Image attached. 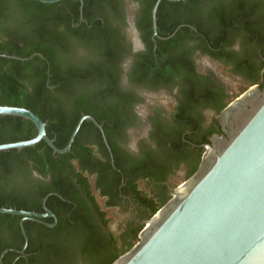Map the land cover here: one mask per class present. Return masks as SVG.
<instances>
[{
    "label": "flooded vegetation",
    "instance_id": "obj_1",
    "mask_svg": "<svg viewBox=\"0 0 264 264\" xmlns=\"http://www.w3.org/2000/svg\"><path fill=\"white\" fill-rule=\"evenodd\" d=\"M227 1L201 0L195 3L193 19L205 21L203 9L209 8V11L214 12L219 10L222 4L226 5ZM245 1L246 4L257 3L256 17H264V0ZM116 4L115 18L107 21L96 18L100 27L111 33L110 55H104L102 44L94 42L88 47L83 44L84 40L78 33L82 34L83 23L87 28L90 25L82 19L81 9L78 7L77 22L70 23L71 29L77 34L65 37L64 43L68 52L65 61L58 64L61 71L73 70L78 74V81L69 84L79 88L83 102L94 104L99 119L79 112L74 127L83 116L92 118L96 125L90 120H83L79 128L83 123L85 126L79 133L78 128L68 151L61 154L51 151L52 160L45 159L44 165L38 162L45 174L28 163L24 171L15 166L12 173L0 178V186L7 190L14 188L16 191H25L34 201L30 210L18 211L37 215L22 220L26 242L19 226L22 217L18 216V229L22 237L19 249L7 247L15 242L11 233L0 232V264L2 261L4 264H26L27 255L24 251L27 237L23 224L28 225L29 237L33 241L32 256L37 255L41 244L53 242L52 230L58 223L60 231L56 233L61 234L57 238L59 244L74 255V262L68 264H88L80 252V243L91 226L99 236L108 238L110 235L115 239L117 248L125 249L132 242L134 232L137 231L138 234L149 217V208L137 201L133 188L150 197L154 203L167 201L176 188L171 190V186L175 182L180 184L186 180L192 167L197 168L210 138L222 135L220 126L212 122V119L218 118L226 105L245 90L253 86L261 88L263 85L264 77L261 73L264 70V56L261 48L264 50V44L260 49L253 50L252 44H246L240 35L233 34L235 26L227 37L225 34L221 37L217 47H210L211 51L223 56L216 59L203 51V35L186 22L178 24L170 35L160 37L157 33L155 13L154 35L151 15L153 6L150 9L149 27H146V31L150 30V44L144 42L143 38L147 33L143 24L146 25V20L142 17L140 2L116 0ZM164 16L166 19L167 15ZM6 27L9 31L19 33L25 30L27 25L23 19L16 16L11 18ZM179 28L184 29L183 32L169 47H173L174 56L182 55L185 67L171 68L167 75L162 76L155 68L169 58L168 51H162L158 55L157 41L173 37ZM261 30L264 32V22ZM216 32L213 28L210 36H215ZM205 40L207 41L206 38ZM18 46L20 47L21 43ZM36 56L43 58L40 54L33 53L28 58L16 57L9 60L22 59L20 62L23 63ZM243 60V70L241 67V71L236 70V66ZM48 70L49 67L46 68L47 74ZM223 70L226 71L228 79L222 78ZM230 80L244 85L245 89L233 96L228 89ZM43 85L53 94L52 89L56 86H49L47 78ZM205 93H210L207 101H203L205 97L199 100L198 94ZM65 111H68L66 106ZM40 121L44 123L45 131L46 121ZM30 124L35 130L33 124ZM50 140L53 143L54 139ZM60 156H63V159H60ZM50 164L57 169L72 167L78 172L86 180L94 204L91 198L84 194L75 178L62 183L61 175L51 171ZM53 185H59L65 197L49 188ZM94 205L104 213L103 218L106 219V209L119 213L114 230L109 220L105 226L102 224ZM46 212H49L50 216H46ZM79 234H82L81 240Z\"/></svg>",
    "mask_w": 264,
    "mask_h": 264
},
{
    "label": "trees",
    "instance_id": "obj_2",
    "mask_svg": "<svg viewBox=\"0 0 264 264\" xmlns=\"http://www.w3.org/2000/svg\"><path fill=\"white\" fill-rule=\"evenodd\" d=\"M137 1L141 5L142 17L146 20V25L143 24L144 31H146V27H149L150 9L155 0ZM200 1L185 0L171 3L161 0L156 12L158 36L166 37L174 31L178 24L186 22L193 25L196 31L203 35L201 37L203 51L216 59H221L223 56L211 51L210 47H217L218 43L221 42V37L224 34L227 37L230 30L235 26L232 31L233 34L240 35L246 44H252L253 50L262 47L264 32L261 29L264 17H256L257 3L246 4L245 0H228V3L222 4L217 11H209V8L203 9L205 21L194 20V4ZM116 5V0H82L81 16L90 27L87 28L86 24L83 23L82 34L78 33V36L84 40L83 44L87 47L94 42L102 44L105 56H109L111 52V33L100 27L96 18L104 21L115 18L117 14ZM78 7L79 3L76 0H61L53 4H42L34 0H0V54L28 58L31 54L37 53L43 57L36 56L23 63L18 60L0 58V106L22 107L35 114L40 120L46 121L45 133L49 139H54L53 145L58 149L63 148L66 144L79 118V112L98 119L94 104L83 102L79 88L69 84L72 81H78V74L73 70L61 71L62 69L58 65L65 61L68 52L64 43L65 37H73L77 34L71 29L70 23L71 21L77 22ZM164 14L167 15L166 19ZM16 16L23 19L27 25V28L19 33L9 31L6 27L11 18ZM166 21L169 23L167 24ZM213 28L217 34L210 36ZM183 30L179 28L173 37L165 41H157L158 55L162 51H168L169 60L166 61L167 63L162 62L155 68V70H159L158 72L162 76L167 75L171 68L185 67L182 55L174 56L173 47H169L178 40ZM146 33L143 39L144 42L149 43L150 30ZM20 43L21 46L19 47L18 44ZM261 50L264 56V50L262 48ZM58 55L60 56L57 57ZM243 62L244 60L236 66V70H243ZM47 67H49L48 74L46 73ZM46 78L49 86H56L52 89L53 94L43 85ZM198 96L199 100L205 97L203 101H207L206 98L210 97V93L209 95L207 93L198 94ZM203 103L207 104L206 102ZM65 106L68 107L67 112ZM84 126L85 123L81 124L78 133L83 130ZM34 135L35 130L29 122L17 117H0V144L28 140ZM73 146L71 147L72 150ZM87 152L89 153V151ZM63 156H60V159H63ZM45 159L52 160V156L51 150L43 141L34 146L23 148L19 152L16 150L0 152V178H5L12 173L15 166H19L18 169L24 171L28 163L40 173L45 174L42 166L38 165L40 163L44 165ZM50 169L61 175L62 183H66L72 177L75 178L84 194L88 198L90 197L86 180L72 167L57 169L53 164H50ZM195 170L196 166L192 167L187 173V177L191 176ZM49 188L65 197V193L59 185H53ZM42 193L41 191V195ZM133 193L137 201L149 208L148 218L166 202L154 203L150 197L134 188ZM90 198L94 204L92 197ZM33 205L34 201L30 199L29 193L16 191L14 188L7 190L0 186V207L28 211ZM95 208L105 226L108 219L103 218L104 213L99 211L98 207L95 206ZM19 218L18 216L0 214V232L12 234L15 242L10 243L7 247L13 249H19L22 245V237L18 229ZM23 227L27 237V246L24 251V254L27 255L26 264H68L74 262V255L68 253L67 248L62 247L59 244V239H57L61 236V234L56 233L60 231L59 223L52 230L51 241L53 242L41 244L35 256L31 255L33 241L29 237L28 225L23 224ZM136 234L137 231L134 232L132 242L125 249H119L112 236L101 237L91 226L82 238L81 248L79 247L80 252L88 264H111L134 245L137 241ZM81 237L82 234H79L80 240Z\"/></svg>",
    "mask_w": 264,
    "mask_h": 264
},
{
    "label": "water",
    "instance_id": "obj_3",
    "mask_svg": "<svg viewBox=\"0 0 264 264\" xmlns=\"http://www.w3.org/2000/svg\"><path fill=\"white\" fill-rule=\"evenodd\" d=\"M76 1L81 9L82 1ZM160 1L155 0L151 10L154 35ZM0 58L16 59L4 54ZM4 116L29 121L36 133L25 141L1 144L0 151L20 150L42 140L53 153L61 154L69 150L83 120L94 123L83 116L67 145L57 149L46 136L44 123L29 110L0 106V117ZM212 122L222 135L210 138L194 173L171 192L144 223L134 245L111 264H264V82L233 99ZM0 214L21 216V231L22 220L37 216L3 207Z\"/></svg>",
    "mask_w": 264,
    "mask_h": 264
},
{
    "label": "rangeland",
    "instance_id": "obj_4",
    "mask_svg": "<svg viewBox=\"0 0 264 264\" xmlns=\"http://www.w3.org/2000/svg\"><path fill=\"white\" fill-rule=\"evenodd\" d=\"M221 72V71H220ZM225 70H223L221 73H222V78L223 79H228L227 75L225 74ZM231 81V80H230ZM232 93H233V96H236L237 94H240L244 89V85L242 84H239L237 82H232L229 83V88H228ZM178 182H175L172 186H171V190L174 189L175 187L178 186ZM145 191V190H144ZM147 192V191H145ZM99 205H101V203L98 201ZM106 214H107V217H108V220H109V224L112 228V230H114V224L116 221L119 220V213L118 212H115V210L113 209H106L105 210ZM149 219V218H148Z\"/></svg>",
    "mask_w": 264,
    "mask_h": 264
}]
</instances>
